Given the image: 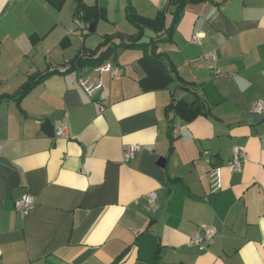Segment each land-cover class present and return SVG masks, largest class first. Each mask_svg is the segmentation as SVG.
I'll use <instances>...</instances> for the list:
<instances>
[{"label":"crops","instance_id":"crops-1","mask_svg":"<svg viewBox=\"0 0 264 264\" xmlns=\"http://www.w3.org/2000/svg\"><path fill=\"white\" fill-rule=\"evenodd\" d=\"M79 4L105 17L67 35ZM127 6L166 24L174 10L172 0H0V264H111L125 248L116 264H264V110L253 109L264 103V0L185 3L155 50L188 88H140L151 46L116 47L103 62L112 72L51 71L106 35L127 42L137 33ZM79 79L102 85L89 96ZM197 98L206 114L186 120L173 107ZM130 143L139 149L121 161ZM234 146L247 153L239 170L227 166ZM18 190L34 198L26 215ZM203 227L216 232L205 248L188 246Z\"/></svg>","mask_w":264,"mask_h":264},{"label":"trees","instance_id":"trees-1","mask_svg":"<svg viewBox=\"0 0 264 264\" xmlns=\"http://www.w3.org/2000/svg\"><path fill=\"white\" fill-rule=\"evenodd\" d=\"M48 1L52 2L56 7L59 8L64 0ZM187 1L190 0H172L174 10L172 11V19L169 24L165 23L163 12H158L153 18H148L139 15L132 8L127 6V18L137 28V33L134 36H131L127 42L121 40L117 43H114L112 38L106 35L94 51L83 50L82 52H78L71 60H69V67L72 69L75 67L88 65H101L113 53L116 47L123 46L125 48H144L146 46H151L150 51H146L138 58V64L144 71V76L138 81L140 88L142 90L164 89L167 88L172 82H176V86L188 88V83L178 79L176 75L172 74V69L168 67L163 57L156 53L155 50L159 41H168L171 39V35L180 19L183 7ZM79 7L85 10L86 14L84 18L90 22H95L99 18L105 17V10L96 5L87 6L79 4L78 8ZM147 30L151 31L154 36H149L150 39L148 42L140 41L141 37ZM88 33L89 32H86V34ZM32 83L33 81H30L22 86L18 92L19 97L28 91V89L32 86ZM173 107H182L184 110L183 118L186 120L194 118L199 114H206L208 112L207 107L200 98L190 102L185 100L177 101ZM172 147V137H170L169 150H171ZM126 250L127 248L118 254L111 264H116L123 257Z\"/></svg>","mask_w":264,"mask_h":264},{"label":"built area","instance_id":"built-area-1","mask_svg":"<svg viewBox=\"0 0 264 264\" xmlns=\"http://www.w3.org/2000/svg\"><path fill=\"white\" fill-rule=\"evenodd\" d=\"M85 10L83 8H78L72 18V22L70 25L66 27V34L72 35L75 33V31L80 30L81 32H88V23L85 21ZM196 36H193L192 40H195ZM213 52L205 54V57H212ZM100 71L104 72H112V65L109 62L102 63L101 65L96 66ZM70 69L68 62L63 64L61 67H52L51 71H65ZM120 72H115L114 75H119ZM79 83L89 96H93V94L101 87V81L98 79H94L93 82H87L85 79H79ZM97 100L102 103L105 100V95L103 93H99L97 95ZM101 109L104 108V105L101 104ZM255 111L261 112L264 110V103L262 100L257 101L254 104ZM179 128L178 123H174L172 127V131L176 132ZM65 134V126H59L55 130L56 136H61ZM122 157L121 161L127 162L134 158L135 154L137 153L139 146L138 144H125L122 148ZM1 150V146H0ZM247 153L244 149L234 146L232 149V158L227 162V166L231 170H239L241 168L242 163L246 160ZM221 166H213L209 171L210 176V182H211V189L213 191L219 189L221 187ZM148 200L150 202H154L155 200V193L149 192L147 194ZM34 202L33 196L30 194L24 193L21 196H19L15 200V208L16 210L26 215ZM215 230L212 227H203L202 229H199L196 231L189 239L188 246H195L199 249H204L206 246V243L212 239V237L215 235Z\"/></svg>","mask_w":264,"mask_h":264},{"label":"water","instance_id":"water-1","mask_svg":"<svg viewBox=\"0 0 264 264\" xmlns=\"http://www.w3.org/2000/svg\"><path fill=\"white\" fill-rule=\"evenodd\" d=\"M93 28H94V23H91L90 27H89V32H92L93 31ZM23 192V190H18L16 192L17 195H21Z\"/></svg>","mask_w":264,"mask_h":264}]
</instances>
